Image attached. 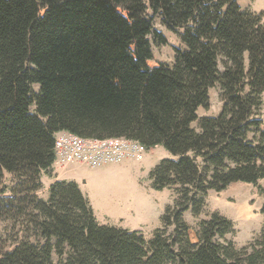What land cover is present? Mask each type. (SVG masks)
<instances>
[{"label": "trees", "instance_id": "1", "mask_svg": "<svg viewBox=\"0 0 264 264\" xmlns=\"http://www.w3.org/2000/svg\"><path fill=\"white\" fill-rule=\"evenodd\" d=\"M149 9L186 46L172 67L148 65V36L167 43ZM215 87L220 114L199 117ZM263 94L264 14L238 0H0V219L26 214L20 199L51 176L62 132L163 147L172 157L150 177L178 197L147 240L100 224L79 185L57 180L48 200L33 201L36 241L16 243L0 264H264V230L239 248L219 241L234 227L220 213L200 229L184 220L209 191L236 183L264 198Z\"/></svg>", "mask_w": 264, "mask_h": 264}, {"label": "rangeland", "instance_id": "2", "mask_svg": "<svg viewBox=\"0 0 264 264\" xmlns=\"http://www.w3.org/2000/svg\"><path fill=\"white\" fill-rule=\"evenodd\" d=\"M241 7L256 13L264 14V0H238ZM149 17L152 11H147ZM153 30L163 34L167 43L163 44L151 34L148 39L151 44L153 58L148 61L151 67L167 64L170 67L175 64L174 48L186 49L178 35L168 31L158 16L152 18ZM34 93H38L40 86L34 84ZM262 107L259 118L264 122V94L262 95ZM223 102L219 98V89L211 90L210 107L203 109L204 116H218L222 110ZM34 111L35 107H31ZM195 124L194 127H196ZM198 127V126H197ZM169 155L163 147L151 149L149 155L140 162L127 161L117 165H107L90 169L89 167L78 168L72 173H60L53 167L51 176H43L42 189L35 194L22 196L20 200L25 202L23 209L25 215H17L13 212L11 219H0V254L12 251L16 243L24 239L36 241L37 228L29 217L36 205L35 200H48L49 184L57 175L59 179H77L82 183L83 192L88 195L92 205L96 209V218L100 224L117 228L140 231L147 240L154 237L155 231L163 227L161 218L165 210L175 204V189H156L150 177L151 171L160 160ZM55 171V172H54ZM47 179V181H46ZM87 181V185L84 182ZM5 183L16 188L17 182L8 174L5 175ZM260 184L264 186V181ZM20 191L21 189H15ZM7 195H11L8 192ZM264 198L260 196L257 186L250 184H233L227 190L216 193L209 191L205 197V203L198 215L191 210L184 213L185 222L196 229H200V223L208 220L210 216L218 212L231 220L234 224L233 231L219 238L232 241L239 248L253 242L264 230V214L261 212ZM94 210V209H93ZM19 212H22L18 209ZM95 213V211H94ZM173 227L169 228L172 231ZM58 262L57 255H54Z\"/></svg>", "mask_w": 264, "mask_h": 264}, {"label": "built area", "instance_id": "3", "mask_svg": "<svg viewBox=\"0 0 264 264\" xmlns=\"http://www.w3.org/2000/svg\"><path fill=\"white\" fill-rule=\"evenodd\" d=\"M144 144L126 137L84 138L62 132L55 139L54 166L68 172L71 166L100 168L125 161H143L150 153Z\"/></svg>", "mask_w": 264, "mask_h": 264}, {"label": "crops", "instance_id": "4", "mask_svg": "<svg viewBox=\"0 0 264 264\" xmlns=\"http://www.w3.org/2000/svg\"><path fill=\"white\" fill-rule=\"evenodd\" d=\"M202 110L203 109H200L199 110V117H206V116H204V115H202L201 114V112H202ZM195 124H197L196 125V127H194L195 126ZM198 126V123L197 122H194L193 124H192V128H194V129H196L197 131L199 130V127H197ZM151 152V151H150ZM172 156H171V154L169 153V155L168 156H166L165 158H171ZM125 162H127V161H125ZM159 163V162H158ZM157 163V164H158ZM84 168V166H77V165H75V166H71L70 167V169H69V171H68V173L70 174V173H72V172H74V171H76L78 168ZM90 168V167H89ZM102 168V167H101ZM90 169H93V170H97L96 168H90ZM57 171H60V173H66V172H64L63 170H61L60 168H57ZM55 172V171H54ZM46 178H47V176H46ZM57 180H67L66 178L65 179H59L58 177H57V175H56V177L54 178V179H52V182L49 184V186L52 184V183H54L55 181H57ZM42 181H43V177H42ZM46 181H47V179H46ZM68 181H74V182H76L78 185H79V188L81 189V191L83 192V186H82V183L79 181V180H77V179H69ZM264 181V180H263ZM236 184H242V183H236ZM84 185H87V181H85L84 182ZM83 194L89 199V201H90V203H91V205H92V201H91V199H90V197L88 196V195H86L84 192H83ZM263 203H264V201H263ZM92 207H93V209H94V211H95V214L97 215V212H96V209L94 208V206L92 205ZM95 215V216H96ZM103 225V224H102ZM104 225H106V224H104Z\"/></svg>", "mask_w": 264, "mask_h": 264}]
</instances>
